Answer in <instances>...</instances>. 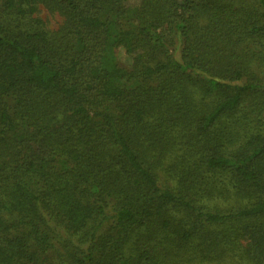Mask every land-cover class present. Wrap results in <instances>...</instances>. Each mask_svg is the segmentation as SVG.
<instances>
[{
	"label": "trees",
	"instance_id": "1",
	"mask_svg": "<svg viewBox=\"0 0 264 264\" xmlns=\"http://www.w3.org/2000/svg\"><path fill=\"white\" fill-rule=\"evenodd\" d=\"M0 264H264V0H0Z\"/></svg>",
	"mask_w": 264,
	"mask_h": 264
},
{
	"label": "rangeland",
	"instance_id": "2",
	"mask_svg": "<svg viewBox=\"0 0 264 264\" xmlns=\"http://www.w3.org/2000/svg\"><path fill=\"white\" fill-rule=\"evenodd\" d=\"M41 8H42V10L40 12V15L43 18L50 20L51 26H53V27L57 26V24L60 21V17L57 14L49 13L44 7H41ZM119 52H120L119 53V57H120L119 60H120L121 64L125 65L128 58H127L124 50H120Z\"/></svg>",
	"mask_w": 264,
	"mask_h": 264
}]
</instances>
